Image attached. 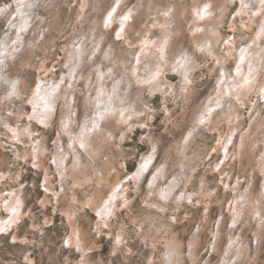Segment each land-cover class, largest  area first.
Here are the masks:
<instances>
[{"label":"rangeland","instance_id":"obj_1","mask_svg":"<svg viewBox=\"0 0 264 264\" xmlns=\"http://www.w3.org/2000/svg\"><path fill=\"white\" fill-rule=\"evenodd\" d=\"M121 1L118 14L133 15L125 36L119 20L106 25L103 19L119 0H0V41L8 34L12 42L10 52L0 51V218L8 219L7 205L19 201L16 220L1 227L0 264H166L171 249L169 264H264L260 0ZM206 3L207 14L200 8ZM193 7L204 16L196 18ZM22 10L31 11L27 22ZM144 38L149 46L133 75ZM244 45L254 59L263 57L253 59L250 83L234 69ZM39 75L48 89L56 87L47 124L31 116L28 100ZM145 82L159 85L150 89ZM98 97L136 111L125 119L107 112L95 128L106 137L92 141L101 150L87 153L79 138L98 116L93 110ZM66 115L69 123L62 119ZM13 127L27 130L16 134ZM174 178L175 197L164 199L159 189ZM117 179L115 191L125 193L114 198L110 215L102 205L97 211ZM184 193L189 197L180 198Z\"/></svg>","mask_w":264,"mask_h":264},{"label":"bare ground","instance_id":"obj_2","mask_svg":"<svg viewBox=\"0 0 264 264\" xmlns=\"http://www.w3.org/2000/svg\"><path fill=\"white\" fill-rule=\"evenodd\" d=\"M246 1V0H245ZM248 2V1H247ZM247 2H246V4H247ZM12 3V2H11ZM117 3H118V0H117ZM245 3V2H244ZM114 4H115V2H114ZM121 4H123L122 3V1L121 0H119V3H118V5L117 4H115V5H117V7H113L114 9H115V11H113L112 10V7H111V9L110 10H108L106 13H105V18H103L104 20H107L108 21V23H113L114 21H116L115 19H117V21L119 20V25H120V27L118 26V28H120L121 29V31H123L122 32V34L124 33V31H126V29H125V27L127 26V29H128V27H130V28H132L131 27V25L130 24H128L129 23V21H128V19L130 18V17H132V16H130L131 15V11L130 10H128L125 14H118V12H119V10H120V7L121 6H119V5H121ZM209 4V3H208ZM6 5V4H5ZM9 5V4H8ZM20 5V4H19ZM18 5V6H19ZM204 5V4H203ZM206 5H207V3H206ZM7 6V5H6ZM15 6V5H14ZM205 7V6H204ZM203 6H201L200 8H202V10H204L203 8H204ZM243 7V6H242ZM117 8V9H116ZM194 8V7H193ZM209 8V7H208ZM96 9V8H95ZM166 9V8H165ZM197 9H199V8H197ZM210 9V8H209ZM4 10V9H3ZM13 10V9H12ZM132 10V9H131ZM167 10V9H166ZM242 10V9H241ZM263 11V9H259V11ZM16 11V10H15ZM14 11V12H15ZM23 11V10H22ZM194 11L197 13V15H195V17L196 16H201V17H203L202 16V14H201V12H200V10H196V8H194ZM17 12V11H16ZM109 12H112V16L111 17H109L108 19H106V14L108 13L109 14ZM121 12V11H120ZM162 12H164V11H162ZM209 12V11H208ZM245 12V11H244ZM205 14H207V12H204ZM212 13V12H211ZM256 13V12H255ZM258 13V12H257ZM261 13H263V12H261ZM12 14V13H11ZM19 14V13H18ZM26 11L24 10L23 12H22V15H21V18L24 20L23 22H27V18H24V17H26ZM30 14H31V11H30ZM30 14H27V15H30ZM135 15V14H134ZM163 15L165 16V17H168V15L166 16L164 13H163ZM163 15H162V17H163ZM254 15V14H253ZM257 15V14H256ZM255 15V16H256ZM260 15H262V14H260ZM259 15V16H260ZM15 16V15H14ZM128 17V19L127 20H124V17ZM210 16V15H209ZM208 16V17H209ZM252 16V15H251ZM250 16V17H251ZM254 16V17H255ZM29 18H30V16H28ZM165 17H163L164 19H162V21L164 22V20H165ZM32 18V17H31ZM192 18H194V17H192ZM197 18V17H196ZM196 18H194V19H196ZM131 19V18H130ZM191 19V18H190ZM198 19H200V18H198ZM203 19H205V18H203ZM208 19V18H207ZM259 19V18H258ZM257 19V20H258ZM16 20V19H15ZM31 20V19H30ZM101 20V19H100ZM197 20V19H196ZM210 20H211V18H210ZM256 20V19H255ZM259 20H262L263 21V24L262 25H264V14L262 15V16H260V19ZM131 21H133V20H131ZM202 21V20H201ZM249 21H252V22H254V20L251 18V20H249ZM248 21V22H249ZM94 22H96V21H94ZM193 22V21H192ZM195 22V21H194ZM89 23H91V22H89ZM107 23V24H108ZM115 23V22H114ZM154 23H155V21H154ZM154 23L153 24H151L152 26L154 25ZM251 23V22H250ZM213 24V23H212ZM247 24V23H246ZM245 24V26L247 27V28H250V24H247L246 25ZM102 25V24H101ZM150 25V26H151ZM156 25L157 26H159L160 27V25H158L157 23H156ZM163 25V24H162ZM161 25V26H162ZM156 26V27H157ZM164 26V25H163ZM162 26V27H163ZM210 26V25H209ZM244 26V27H245ZM84 27V26H83ZM93 27V26H92ZM153 27H155V26H153ZM212 27V26H211ZM211 27H208V28H211ZM213 27H214V25H213ZM258 27H259V29H258V31H260V29H262L263 27L261 26V24H259L258 25ZM262 27V28H261ZM164 28V27H163ZM202 28H203V26H202ZM8 29H10V28H8ZM7 29V30H8ZM13 29V28H12ZM84 29V28H83ZM117 29V28H116ZM155 29V28H154ZM157 29H161V28H157ZM195 29H197L196 27H195ZM199 29H200V27H199ZM212 29V28H211ZM210 29V30H211ZM86 30V29H85ZM165 30V29H164ZM202 30V29H201ZM203 30H204V28H203ZM202 30V31H203ZM214 30V29H213ZM212 30V32H214L215 33V30L213 31ZM17 31H18V29H17ZM120 31V30H119ZM121 31H120V33H121ZM161 31H162V29H161ZM257 31V32H258ZM93 32V31H92ZM127 32V31H126ZM148 32V31H147ZM149 32H150V30H149ZM208 32V31H207ZM96 33V32H95ZM128 33V32H127ZM160 33H162V32H160ZM198 33V32H197ZM204 33H206V32H204ZM208 33H210V32H208ZM213 33V34H214ZM22 34V33H21ZM163 34V33H162ZM207 34V33H206ZM255 34H256V31H255ZM17 35H18V32H17ZM120 35V34H119ZM167 35H168V33H167ZM209 35V34H208ZM212 35V34H211ZM215 35H216V33H215ZM121 36V35H120ZM123 36H125V33L123 34ZM128 36V35H127ZM126 36V37H127ZM210 36V35H209ZM264 36V35H263ZM16 37V36H15ZM22 37H23V35H22ZM145 37V36H144ZM160 37H161V34H160ZM212 38L214 37V35H212L211 36ZM260 37V36H259ZM258 37V38H259ZM97 38V37H96ZM149 38V37H148ZM164 39L166 38L165 37V35H164V37H163ZM162 37H161V39H163ZM212 38H210V39H212ZM255 38V37H254ZM257 38V39H258ZM18 39V38H17ZM126 39H128V38H126ZM213 39H215V37L213 38ZM212 39V40H213ZM256 39V38H255ZM20 40V39H19ZM129 40V39H128ZM145 40V38L143 39V41ZM166 40V39H165ZM259 40H260V38H259ZM259 40H257L258 41V43H260L259 42ZM142 40L141 41H139V43H141L142 42V44H141V47H139L140 49H142L141 50V52H139L137 55H135L136 57H135V59L134 60H136V61H134L136 64L135 65H133V66H131L132 67V74L134 73H137V71H138V67H139V63H140V60H141V58H143L145 55H146V49H147V47L149 46V39H146L145 40V42H143ZM148 41V42H147ZM152 41H154V40H152ZM152 41L150 42V43H152ZM158 41H160V40H158ZM158 41H156V42H158ZM163 41V40H162ZM169 41V40H168ZM175 41V40H174ZM214 41V40H213ZM228 41H229V39H227V41H226V44L228 43ZM161 42V41H160ZM171 42V41H170ZM230 42H232V41H230ZM11 38L8 36V34L7 35H5V36H3V38H2V40L0 41V51L2 52V53H7V52H10V45H11ZM154 43V42H153ZM129 44V43H128ZM133 44V43H132ZM132 44H130V45H132ZM161 44V43H160ZM166 44V43H165ZM225 44V45H226ZM230 44V43H229ZM229 44L228 45H226V46H229ZM232 44H233V42H232ZM18 45V44H17ZM96 44H94V46H95ZM140 45V44H139ZM153 45V44H152ZM151 45V46H152ZM155 45H158V46H160L159 44H154L153 46L155 47ZM171 45V44H170ZM15 46H16V44H15ZM93 46V47H94ZM163 46V45H162ZM161 46V47H162ZM166 46H167V44H166ZM245 46V45H244ZM18 47V46H17ZM68 47V46H67ZM153 47V48H154ZM169 47V46H168ZM167 47V48H168ZM198 47V46H197ZM14 48V47H13ZM234 48V47H233ZM155 49H157V48H155ZM159 49V48H158ZM163 49V48H162ZM12 50V49H11ZM165 50V49H164ZM228 51H231V50H233L232 48H231V50H230V47L227 49ZM250 47L249 46H245V47H243V49L242 50H240V52H239V54L237 55V57H236V60H235V62H237V63H235V64H237L236 65V68H234L236 71V74H237V76L236 77H239V78H241V80L243 79V81H247V82H249L250 83V81L252 80V76H253V78H254V75L253 74H251V70L255 67V61L254 60H256L257 61V63L259 62L258 60H259V58L260 57H262V55H256L255 56V59L253 58V55L251 56L250 54H249V52H250ZM73 51V50H72ZM152 51V50H151ZM161 50H159V52H160ZM228 51H226V52H228ZM253 51V50H252ZM257 51V50H256ZM12 52V51H11ZM70 52V51H69ZM74 52V51H73ZM164 52V51H163ZM167 52H168V50H167ZM171 52V51H170ZM233 52V51H232ZM232 52H229V53H231V54H233ZM236 52V51H235ZM70 53H72V52H70ZM161 53V52H160ZM151 54V53H150ZM153 54V53H152ZM68 55H70V54H68ZM68 55H66L65 54V56H68ZM228 55V54H227ZM179 56V55H178ZM181 56V55H180ZM228 56H230V55H228ZM249 56H251V58L249 59ZM3 57V56H2ZM177 57V56H176ZM264 57V56H263ZM262 57V58H263ZM13 58V57H12ZM162 58V57H161ZM181 58V57H180ZM243 58V59H242ZM163 59V58H162ZM165 59V58H164ZM174 59V58H173ZM182 59V58H181ZM254 59V60H253ZM176 60V59H175ZM178 60H180L179 58H178ZM159 61V60H158ZM254 61V62H253ZM175 63V62H174ZM180 63V62H179ZM178 63V64H179ZM257 65V64H256ZM42 67V66H41ZM185 67V66H184ZM107 68V67H106ZM129 68V67H128ZM45 69H47V68H45ZM45 69H43V70H45ZM108 69V68H107ZM180 69H182V68H180ZM247 69H248V71H247ZM129 70H130V68H129ZM156 70H157V68H156ZM45 71H47V70H45ZM155 71V70H154ZM157 71H159V70H157ZM156 71V72H157ZM188 71V70H187ZM226 71V70H225ZM225 71H224V73H223V75H224V77L226 78V73H225ZM111 72V71H110ZM153 72V71H152ZM45 73V72H44ZM48 73V72H47ZM53 73V72H52ZM182 73V72H181ZM185 74H186V72H184ZM183 73V74H184ZM0 74H1V71H0ZM133 74V75H134ZM157 74H159L158 72H157ZM222 74V73H221ZM45 74H43V76H44ZM112 75V74H111ZM132 75V76H133ZM187 75V74H186ZM223 75H221V77L223 76ZM10 76V75H9ZM42 76V77H43ZM46 76V75H45ZM98 76V75H97ZM110 76V75H109ZM233 76V73L231 72V77ZM234 76H235V74H234ZM103 77V76H102ZM101 77V78H102ZM155 77H157V76H155ZM221 77H219V78H221ZM236 77H235V79H236ZM2 79H3V77H1ZM43 78H45L46 79V77H43ZM43 78H41V76L39 75L38 76V79H37V84L36 85H34L35 86V88H34V90H32L33 92L31 93V94H34L32 97H31V94H30V99L28 98V100L30 101H28L29 103H31L30 105L31 106H33V109H34V112H33V115H31V116H33V117H35L36 119H37V121L39 120V122H41L42 124H47L49 121H51V117H52V115H53V112H54V110H55V107H56V95H55V92H56V87L55 88H52L51 87V89H48V87H46L45 86V84L47 83L46 81H44V80H42ZM100 77H98L97 79H99ZM104 78V77H103ZM138 78V77H137ZM136 77L134 78V79H137ZM141 78H142V76H141ZM150 78H152V77H150ZM188 78V77H187ZM228 79H229V77H227ZM139 79H140V77H139ZM144 79H146V78H144ZM148 79V78H147ZM153 79V78H152ZM223 79V78H222ZM245 79V80H244ZM48 80V79H47ZM100 80V79H99ZM103 80V79H102ZM106 80V79H105ZM142 80V79H141ZM238 80V79H237ZM236 80V81H237ZM240 80V82H242ZM1 81V80H0ZM98 81V80H97ZM145 81H147V80H145ZM148 81H150L149 79H148ZM153 81V80H152ZM155 81V80H154ZM230 81V80H229ZM233 81V80H232ZM10 82V81H9ZM54 82V81H53ZM101 82V81H100ZM138 82V81H137ZM185 82H186V80H185ZM217 82V81H216ZM228 82V81H227ZM244 82V83H245ZM246 82V83H247ZM49 83V82H48ZM91 83V82H90ZM96 83V82H95ZM98 83V82H97ZM96 83V84H97ZM106 83V82H105ZM140 83V82H139ZM146 84H148L149 85V83L150 82H145ZM153 83H155V82H152V84ZM219 79H218V82H217V84L219 85ZM224 83V82H223ZM239 83V82H238ZM245 83V84H246ZM35 84V83H34ZM52 84V83H51ZM96 84H94V85H96ZM101 84H102V82H101ZM152 84L150 83V89H151V87H152ZM185 84H187V82L185 83ZM225 84V83H224ZM242 83H240V85H241ZM48 85V84H47ZM108 85V84H107ZM106 85V87H108ZM145 85V84H144ZM158 85L159 84H157L156 83V87H152V88H157L158 87ZM222 85V84H221ZM235 85H236V82H235ZM239 85V86H240ZM55 86V85H54ZM263 86V85H262ZM12 87V86H11ZM19 87V86H18ZM105 87V86H104ZM148 87V86H147ZM185 87V86H184ZM184 87H182V88H184ZM227 87H229V84H228V86ZM246 87V86H245ZM245 87H242V89L243 88H245ZM33 88V87H32ZM93 88V87H92ZM222 87L220 86V87H218L217 89L218 90H220ZM240 88V87H239ZM17 89V88H16ZM96 89V88H95ZM104 89V88H103ZM230 89H232V88H230ZM238 89V88H237ZM19 90V89H18ZM17 90V91H18ZM106 90V89H105ZM109 90V89H108ZM111 90V89H110ZM232 91V90H231ZM236 91V90H235ZM15 92V91H14ZM18 92H21V91H18ZM109 92V91H108ZM223 92H224V90H223ZM239 92V91H238ZM241 92V91H240ZM62 93L63 92H61V95H62ZM101 93H102V90H101ZM103 93H104V90H103ZM237 93V92H236ZM11 94V93H10ZM16 94H18V93H16ZM100 94V93H99ZM103 95V94H102ZM234 95H236V94H234ZM240 95H242L241 93H240ZM106 96V95H105ZM12 97V96H11ZM75 97V96H74ZM237 97H240V96H238L237 95ZM42 98H46V99H48L49 101H50V110L49 111H45V104H44V99H42ZM67 99H68V97H66ZM216 98H218V97H216ZM220 98V97H219ZM86 99V98H85ZM88 99V98H87ZM98 99V98H97ZM97 99H96V101H95V103H94V106H93V110L94 111H96L95 113L97 114L98 113V111L99 112H101V113H104V115L107 113V112H117V113H121L122 112V108L124 109V107H116V106H113L112 104H111V102H109L108 101V99H106V98H102V97H99V101H100V107L98 108L97 107V105H95L96 103H97ZM238 99V98H237ZM213 100V99H212ZM62 101V100H61ZM66 101V100H65ZM218 101V100H217ZM64 102V101H63ZM67 102V101H66ZM90 102V101H89ZM94 102V101H93ZM62 103V102H61ZM87 103V102H86ZM73 104V103H72ZM215 104H217V102L215 103ZM67 105V104H66ZM132 105V104H131ZM207 105V104H206ZM212 105V104H211ZM96 106V107H95ZM105 106H107V108L108 109H110V111H105ZM126 106V105H125ZM128 106V105H127ZM208 106H209V103H208ZM61 107V106H60ZM73 107V106H72ZM134 107V106H133ZM210 107V106H209ZM208 107V108H209ZM62 108H63V106H62ZM62 108H61V110H62ZM69 108V107H68ZM88 108H90V107H88ZM127 108V107H126ZM96 109V110H95ZM129 109H130V107H129ZM65 110V109H64ZM131 110V109H130ZM132 110L134 111H136V109H135V107L134 108H132ZM126 111V110H124L123 112L125 113L124 114V116H122V118L123 119H125V118H127V117H129V116H132L133 115V113H135V112H133V111ZM212 110V109H211ZM75 111V110H74ZM139 111V110H138ZM207 111V110H206ZM71 112V111H70ZM210 112V111H209ZM65 113V112H64ZM117 113H115V115H117ZM207 113V112H206ZM137 114V113H136ZM120 114H118V116H119ZM135 115V114H134ZM133 115V116H134ZM71 116V115H70ZM30 117V116H29ZM121 117V116H120ZM119 117V118H120ZM227 117H229V115L227 116ZM31 118V117H30ZM72 118H73V116H72ZM71 118V119H72ZM112 118V117H111ZM202 118H205V116H202ZM35 119V120H36ZM62 119H63V121L64 122H66L67 123V121H68V118H67V115L66 116H63L62 117ZM88 119V118H87ZM99 117L97 116L94 120L97 122V125H99ZM106 119V118H105ZM109 119H110V117H109ZM116 119H117V116H116ZM118 120V119H117ZM121 121H123L122 119H120ZM127 120V119H126ZM202 120V119H201ZM207 120H208V118H207ZM210 120V119H209ZM43 121V122H42ZM92 121V120H91ZM114 122H115V119L113 120ZM89 122V121H88ZM93 122V121H92ZM103 122V121H102ZM125 122V121H124ZM228 122V121H227ZM62 123V122H61ZM68 123H69V121H68ZM109 123V122H108ZM107 123V124H108ZM64 123H62L61 124V126L63 125ZM208 124H210V121H209V123ZM110 125V124H109ZM114 125H116V124H113V126ZM214 126V125H213ZM90 127H91V125H90ZM114 127H116V126H114ZM92 128V127H91ZM12 130H14V133H16V134H21V132H26V128L25 129H23L22 131H20V130H18V128L17 129H14V127L12 128ZM69 130V129H68ZM75 131V130H74ZM96 131H98V129L97 130H93L92 132H91V134H90V132H89V134H90V136L88 135V133L86 134V136L84 137V139H85V142H86V144H87V148L85 149L86 151H87V153H96V152H98V151H100L101 150V148L100 149H98L99 148V145L98 144H96L97 145V147H96V145H93V140H95L97 137L99 138V139H103L104 138V136H105V130H104V134L100 131V132H98V133H96ZM108 132V131H107ZM106 132V133H107ZM228 133H230V132H228ZM227 133V134H228ZM81 134V133H80ZM112 134V133H111ZM107 135H109V136H107V138L108 137H110V136H112V135H110V134H107ZM20 136V135H19ZM226 136V135H225ZM106 137V136H105ZM222 137V136H221ZM75 138V137H74ZM222 139V138H221ZM224 139V138H223ZM222 139V140H223ZM73 141H74V139H73ZM104 142H106V140H103ZM227 141V140H226ZM74 142H76V141H74ZM77 143V142H76ZM75 143V144H76ZM80 143V142H79ZM96 143V142H95ZM94 143V144H95ZM99 143H100V141H99ZM102 143V142H101ZM219 143V142H218ZM224 142H222L221 144H223ZM230 143V142H229ZM220 144V143H219ZM228 145L225 143V146H223L222 147V149H224V147L226 148ZM238 148V147H237ZM214 149H216L215 147H214ZM220 149V148H219ZM221 149V150H222ZM227 149V148H226ZM229 149V148H228ZM225 150V149H224ZM225 151H227V150H225ZM229 151V150H228ZM240 151H241V149H240ZM230 152V151H229ZM228 152V153H229ZM153 155V154H152ZM151 155V156H152ZM224 155L226 156V153H224ZM230 155V154H229ZM228 155V156H229ZM154 156V155H153ZM78 157V156H77ZM76 157V158H77ZM226 158V157H225ZM231 159V158H230ZM264 159V158H263ZM148 162L149 163V159H147L146 158V160H144V162H140V165H143V164H145V162ZM152 162V161H151ZM147 163V164H148ZM76 164V163H75ZM139 165V166H140ZM79 166V165H78ZM78 168V167H77ZM159 170H160V168H158ZM78 170V169H77ZM137 170H138V168H137ZM264 170V169H263ZM62 171V170H61ZM137 173V172H136ZM156 173H157V170H156ZM160 173V172H159ZM66 174V173H65ZM141 174V173H140ZM262 174H263V172H262ZM3 175V173H1V176ZM156 175V174H155ZM164 175V174H163ZM264 175V174H263ZM262 175V176H263ZM5 176V175H4ZM132 176V175H131ZM130 176V177H131ZM134 176V175H133ZM132 176V177H133ZM137 176V175H136ZM160 176V175H159ZM85 177V176H84ZM88 177V175H86V177L85 178H87ZM135 177V176H134ZM154 177V176H153ZM155 178H156V176L154 177V181H155ZM88 179V178H87ZM137 179V178H136ZM153 179V178H152ZM176 178H174V181H172L169 185H166V187H164V184L162 185V184H160V185H162L161 187H160V189H159V194L162 196V194H166V199L167 198H169L172 194H173V192H174V190H175V187H176V180H175ZM134 180V179H133ZM121 180L120 179H117V181L113 184L114 186L112 187V189L111 190H114V191H111L112 193H111V195H110V197L109 196H105L106 198H104V200L102 201L101 200V204H98V207H97V211H99L100 209V206L102 205V207H101V211L103 212V214H105V211H106V209L107 210H110V208H112V202L113 201H115V199L114 198H116L118 195H119V193H120V191L121 190H123L122 188L120 189V190H116L115 191V189H116V187L117 186H119V184H121V182H120ZM153 181V180H152ZM156 182H158V176H157V180H156ZM152 182H150V184H151ZM154 183V182H153ZM158 184V183H157ZM152 185V184H151ZM122 187H123V184H122ZM50 188V187H49ZM15 191V190H14ZM13 191V192H14ZM124 191V190H123ZM13 192H11V193H13ZM17 192V190L14 192V194ZM124 193H125V191H124ZM123 194V193H122ZM12 195L13 194H11V196L10 197H12ZM16 195V194H15ZM107 195V194H106ZM124 195V194H123ZM122 195V196H123ZM172 196H174V194L172 195ZM121 197V196H120ZM175 197V196H174ZM182 197H184V198H186V197H189V196H186V194L184 193V195L182 196H180V198H182ZM259 197H260V195H259ZM117 198H119V197H117ZM8 199H9V197H8ZM10 199H12V198H10ZM9 199V200H10ZM13 199H14V196H13ZM12 199V200H13ZM165 199V198H164ZM14 201V200H13ZM16 201V202H15ZM15 201L14 202H11V200H10V202L12 203V204H10V205H7L8 207H9V210H8V212H11V215L8 217V219L5 217H3V218H0V228L1 227H4V226H6L7 224H9L10 223V221L12 220V218H14V220H16V216H15V214L17 213V211H18V203H19V201H17V198L15 199ZM243 201V200H242ZM257 201H259V200H257ZM261 201H262V199H261ZM106 202H108V204L105 206L104 204L106 203ZM5 203V202H4ZM7 204L9 203V202H6ZM240 203H237V205L234 207V209H233V212L235 211V214H236V216L238 217V215L240 214V208H242V207H240V205H239ZM262 204V203H261ZM0 205H1V202H0ZM5 205V204H4ZM260 205V204H259ZM258 205V206H259ZM7 206L6 207H4V208H7ZM103 206H104V208H103ZM156 206H157V204H156ZM159 206V205H158ZM157 206V207H158ZM251 206V205H250ZM262 206V205H261ZM161 207V206H160ZM159 208V207H158ZM8 209V208H7ZM13 209H15V212H13ZM161 209H163V207L161 208ZM262 209H264V208H262ZM262 211V210H261ZM260 211V212H261ZM232 212V213H233ZM244 212V211H243ZM246 212V211H245ZM250 213H252V212H250ZM263 213V212H262ZM100 214H101V212H100ZM100 214H99V216H100ZM235 214H234V216H235ZM261 214V213H260ZM232 215V214H231ZM244 215H245V213H244ZM262 215V214H261ZM264 215V214H263ZM246 216V215H245ZM232 217V216H231ZM240 218V217H239ZM245 218V217H244ZM5 219V221L4 222H1V220H4ZM13 221V220H12ZM11 221V222H12ZM264 224V223H263ZM119 236H121V235H119ZM122 237V236H121ZM234 237V236H233ZM235 238V237H234ZM120 239V238H119ZM236 240V239H235ZM167 241H168V239H167ZM190 242L191 243H193V239H191L190 240ZM217 242V241H216ZM234 243V242H233ZM238 243V242H237ZM237 243H234V244H237ZM227 244V243H226ZM235 246V245H234ZM214 248H215V246H213ZM233 250H234V248H233ZM173 252H175V251H173L172 249L171 250H169L168 251V254H167V257H169V260H170V258H171V255H172V253ZM230 253V252H229ZM230 256H233L232 255V252H231V255ZM229 256V257H230ZM231 258V257H230ZM229 258V259H230ZM233 258V257H232ZM238 258V257H237ZM168 259V258H167ZM169 260L168 261H166V264H169Z\"/></svg>","mask_w":264,"mask_h":264},{"label":"snow or ice","instance_id":"obj_3","mask_svg":"<svg viewBox=\"0 0 264 264\" xmlns=\"http://www.w3.org/2000/svg\"><path fill=\"white\" fill-rule=\"evenodd\" d=\"M260 4H261V7L264 8V0H260ZM207 8H208V5H205L204 10H202V11H205L206 12ZM113 11H115V9H113ZM108 15H109V17H111L112 16V12H109ZM127 19H128L127 16L124 17V20H127ZM105 23L107 25L108 21L106 20ZM260 35H264V28H262V31H261V34ZM153 78H155V76ZM13 87H15V82H13ZM100 95H102V93ZM42 99H44L45 111H49L50 110V101L48 99H46V98H42ZM100 106L101 105H100V101H99V97H98V99H97V107L99 108ZM105 111H110V109H108L107 106H105ZM209 111H211V109H209ZM120 114H121V116H124L125 113L122 111ZM97 115H98V117L100 119H104V113H101V112L98 111ZM201 123H203V120H201ZM97 126H98L97 125V122L95 120H93V122H92V128L91 129H88L87 127H85V130L81 133L80 138H79V142H80V147L82 149H86L87 148V144L85 142L84 137L86 136L87 133H89V132L93 131L95 128H97ZM147 163L148 162L146 161L145 164H143L141 166L140 171L136 174L137 177L147 167ZM129 179L131 180L132 178H129ZM162 197L163 198H166V194H162ZM13 212H15V209H13ZM105 214H109L110 215V210H107L106 209ZM3 230H4L3 228H0V231H3Z\"/></svg>","mask_w":264,"mask_h":264}]
</instances>
